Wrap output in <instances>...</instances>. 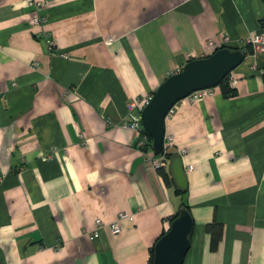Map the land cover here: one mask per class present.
<instances>
[{
  "label": "crops",
  "instance_id": "crops-1",
  "mask_svg": "<svg viewBox=\"0 0 264 264\" xmlns=\"http://www.w3.org/2000/svg\"><path fill=\"white\" fill-rule=\"evenodd\" d=\"M43 1L46 21L30 25L26 0H0V264H149L182 201L194 223L182 264H264V54L231 71L234 96L212 87L166 116L184 195L123 125L128 102L208 40L258 31L263 0ZM120 212L132 219L114 234Z\"/></svg>",
  "mask_w": 264,
  "mask_h": 264
},
{
  "label": "water",
  "instance_id": "water-1",
  "mask_svg": "<svg viewBox=\"0 0 264 264\" xmlns=\"http://www.w3.org/2000/svg\"><path fill=\"white\" fill-rule=\"evenodd\" d=\"M241 48L221 47L204 57L188 60L181 71L168 75L150 96L141 110L143 129L151 137V148L156 156L165 151V118L168 111L190 93L216 87L226 75L244 60ZM175 184L184 189L186 175L180 157L171 163ZM193 218L185 208L169 223L166 231L153 245L152 264H182L190 246Z\"/></svg>",
  "mask_w": 264,
  "mask_h": 264
},
{
  "label": "built area",
  "instance_id": "built-area-1",
  "mask_svg": "<svg viewBox=\"0 0 264 264\" xmlns=\"http://www.w3.org/2000/svg\"><path fill=\"white\" fill-rule=\"evenodd\" d=\"M27 4L31 6L34 9V15L29 20L30 25H41L46 21V15L43 13V10L45 8V2L43 0H26ZM45 41L48 44V47L53 48L55 47V43L50 37L45 36ZM227 41V37L224 39V43H222L219 46H216L215 43L212 40H208L201 51L200 54L194 53L193 58L198 57H204L208 55V50L210 48H214L212 52L215 50L225 47L224 44ZM242 44H248L252 48V55H260L264 54V30L259 29L258 31L254 32L251 36L247 37ZM211 52V53H212ZM33 65H37V62L34 61ZM183 66L176 67L173 71H171L168 75L177 73L181 71ZM228 76V83L231 87L234 86V80L231 76V72L227 75ZM211 88H205L202 90H197L192 93H190L187 98H189L191 101L196 100L198 97L204 96L206 93L210 91ZM150 99V96H143V97H136L135 99H132L127 104V120L123 122V125L131 129L133 132L136 133V146L137 148L144 153H147L146 150H150L151 148V137L148 135V133L143 129L142 123H141V110L145 106L146 103H148ZM173 108H171L168 111V114L172 113ZM167 114V115H168ZM172 141L171 136H167L164 138V147L165 149L168 147V144ZM186 153V149L184 147H181L179 149V154ZM152 162L154 164V167H163L165 166V160L161 156H156L154 159H152ZM194 168L193 164H188L186 166V171H190ZM125 218L132 219V215H129L124 212H120L117 215V219L108 223V226L110 230L114 234H118L121 231V227L119 224V221ZM103 227V222L101 219H96V228L92 230L91 232L87 233V236L90 240L95 239L99 235V230Z\"/></svg>",
  "mask_w": 264,
  "mask_h": 264
},
{
  "label": "trees",
  "instance_id": "trees-1",
  "mask_svg": "<svg viewBox=\"0 0 264 264\" xmlns=\"http://www.w3.org/2000/svg\"><path fill=\"white\" fill-rule=\"evenodd\" d=\"M264 2V0H263ZM259 23H260V29H263L264 30V16L263 18H261L259 20ZM230 48L232 49H236V48H241L245 54H252V48L250 45L248 44H242L241 46H231ZM219 86L220 90H221V93L224 97H232L235 95V91H234V87H231L228 83V76L226 75L225 78L217 85ZM161 157L165 160V161H169V163H171L175 158L176 156L174 155V153L172 152H169L167 151V148L165 149L163 155H161ZM164 167H158L157 169L158 170H161L163 169ZM163 175H164V179L165 181L169 184V182L173 179H171L169 176H168V173H166L165 171H163ZM175 191L180 194V195H184L185 192H186V188L182 189L180 187H178L177 185H175ZM185 208L186 210H188L190 212V209L188 207V205L182 201L181 205H180V208ZM179 211V210H178ZM178 211L172 215L169 219V223L178 215ZM214 224H211L209 226V228H211ZM165 232V231H164ZM163 232V233H164ZM162 233V234H163ZM161 234V235H162ZM160 235V236H161ZM159 236V237H160ZM158 237V238H159ZM152 260H153V247L151 249V255H150V262L149 264H152Z\"/></svg>",
  "mask_w": 264,
  "mask_h": 264
}]
</instances>
